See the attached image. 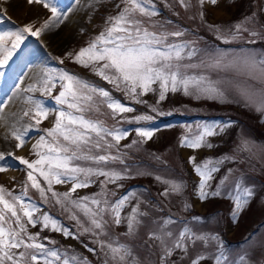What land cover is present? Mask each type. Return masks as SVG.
Listing matches in <instances>:
<instances>
[{"label":"rangeland","instance_id":"obj_1","mask_svg":"<svg viewBox=\"0 0 264 264\" xmlns=\"http://www.w3.org/2000/svg\"><path fill=\"white\" fill-rule=\"evenodd\" d=\"M125 2L126 0H91L76 21L77 27L70 33L69 40L62 41L59 46L57 44L43 46L40 41L42 33L38 36L27 34V38L12 54L8 63L0 66V106H2L0 107V140L6 147V153L11 152L15 156H23L29 160L36 159L32 145L39 136L44 135L42 129L53 125L55 112H50L48 118L43 120L38 128L33 127L29 131L25 137L26 143L20 149L15 147L17 141L12 136L15 130L8 131L2 128V112L9 111L10 108V112L21 124L19 129L34 125L35 121L31 118L34 112H30L27 117L23 116L25 110L33 108V105L27 102V97L31 95L34 99L43 100L49 109H59L61 106L53 97L59 93L60 83L57 81V87L53 89L51 96H44L39 91L29 93L26 89L30 84L36 83L45 72L55 75L59 69L69 71L91 84L105 88L115 99L133 109L131 113L113 119L111 110L101 104L99 112L86 114L89 118L105 122L109 127H120L130 132L118 147L121 154H127L125 163L131 171L126 173L127 178L117 182L123 187L108 184V189L116 193L110 199L115 200L129 191L135 192L142 201L141 211L147 212L148 215L143 218L144 224L138 227L133 235H125L126 222L116 226L111 223L110 217H106L110 222L109 234L132 251L133 259H130L128 264H133V261L138 264H160L159 242L149 239L148 233L156 228L162 219L169 216L176 221L168 226L174 233L178 234V231L187 224L199 235L208 239L196 241L194 244L188 242L187 254L178 249L167 258V264H191V260L198 255L205 257L200 264H216V257L221 254L228 264L233 262L239 264L240 257H246L245 264H264V111H258L246 98L252 96L258 100L264 93V74L255 68L234 66L228 62V59H225L222 66L215 67L207 59L212 53H226L228 58L239 56L241 53L264 56V27H262L264 0H217L225 11L222 17H213L208 12L210 6H214L210 0H205L202 6L197 0H191V6L187 8L180 5L178 0H153L157 15L151 20L145 18L150 30L154 25H163L168 31L177 29L184 31L185 35L182 39L194 42L198 51L197 57H193L191 61L185 60V63L197 65L190 71L205 75L219 84L225 92V97L218 100L195 99L185 96L182 92H169L166 99L159 103H157L158 90L139 96L138 99L144 103H137L136 100L126 96L123 89L117 90L112 84L103 80L92 67H84L76 63L71 56L66 55L71 52L74 56L80 48L94 40L105 29L107 18L117 15L124 8ZM51 3L57 11L59 9L62 12L66 0H51ZM0 9L4 11V16L0 18V32L15 31L17 27L28 23H32L35 30L51 16L50 10L45 9L42 4H29L28 0H0ZM201 11L203 18L199 15ZM253 15L255 23L250 25V30L243 33L242 38L232 39L229 36L227 43L224 39L218 38L220 34L211 27L218 26L223 35L227 36L228 29L237 22H243L245 17ZM251 31H256L257 35L252 36ZM170 42H172L171 38ZM57 57L60 59H56ZM61 60L63 63L60 62ZM201 61L204 63L201 64ZM32 64H35L36 69L38 68L37 74L19 86L23 70L30 68ZM12 79L15 81L12 82ZM16 87L19 88L13 107L4 105L3 97L6 92ZM152 107H155L156 111H152ZM138 115H150L153 119L135 121L133 118ZM205 124L226 126L223 132L217 128L218 134L207 138L213 145L212 148L202 147L193 152L198 163L205 158L223 159L220 171L215 174L210 187L214 189L221 178L228 177L229 184L239 180L253 192L252 198L235 221L231 216L233 201L226 193L204 202L199 199L196 201L195 198L199 177L194 173L189 158L184 155L180 140L184 135L189 134V127L195 130L196 125ZM138 127L152 129L153 137L143 143L132 145L131 148H125L124 145H131L133 140L140 139L135 132ZM255 130H259L261 135H257L258 131ZM30 139H34L33 143L29 149L23 151ZM244 141H247L246 146ZM109 151L117 154L116 148ZM99 154L105 153L100 151ZM80 163L83 166H96L92 161ZM107 167L120 171L124 166L118 161H110ZM137 170L145 174L137 175ZM8 171L13 172L12 178L4 177ZM26 172V166L14 161L12 167L0 173V185L11 190L14 195H19L27 181ZM157 175L169 181L183 183L185 186L183 191L178 194L171 193L167 197L162 196L161 193L167 185L157 181L155 179ZM93 179L96 183L87 188L77 189L73 198L99 193L101 188L99 182L104 177H93ZM53 187L58 193L69 189H59L56 185ZM29 197L32 202L38 204L41 212L50 213L65 227L77 232L76 222L70 219V213L56 204L50 194L48 202L44 203L38 191L29 187L25 200ZM135 202L134 199L132 204ZM130 209L131 204L125 208L122 215H126ZM194 213L204 214V217L198 221L193 220ZM78 214L85 219L82 214L79 212ZM28 231L40 233L41 242L51 248H59L62 252L67 250L69 255L80 258L81 264L85 257L89 264H104L106 259L109 264H115L110 256L106 257L100 250L99 245L94 242L96 238L90 233L80 235L79 239L65 238L62 233L52 231L50 228L43 229L40 224L36 227L28 225ZM44 237L50 238L49 241L43 240ZM85 244L95 248L96 251H88L83 246Z\"/></svg>","mask_w":264,"mask_h":264},{"label":"snow or ice","instance_id":"obj_2","mask_svg":"<svg viewBox=\"0 0 264 264\" xmlns=\"http://www.w3.org/2000/svg\"><path fill=\"white\" fill-rule=\"evenodd\" d=\"M178 2L185 8L191 6V0H178ZM204 2L205 0H197L200 6ZM210 2L215 5L217 0ZM28 3L42 4L45 9L50 10L51 16L35 30H33L34 25L28 23L17 27L15 31L0 32V66L8 63L12 54L27 38V34L40 35L45 29L52 27L55 20L62 15L58 14L51 0H28ZM156 15L153 0H126L124 8L117 15L107 18L105 29L94 40L80 48L74 56L71 52L66 55L71 56L76 63L84 67H92L98 76L117 90L123 89L125 95L136 100L137 103H144L138 99L139 96L157 90L159 93L157 103L164 101L169 92H182L185 96L195 99H223L225 92L219 84L203 74L192 73L190 70L197 65L185 63V60L191 61L193 57H197L198 51L194 42L182 39L185 35L184 31L179 29L168 31L163 25H154L150 30L145 18L151 20ZM199 15L203 18L202 11ZM3 16L4 11L0 9V18ZM254 23V15L245 17L243 22H237L227 30V36L223 35L218 26L211 27L220 34L218 38L224 39L227 43L229 36L232 39L242 38V34L248 32L250 25ZM251 35L255 36L257 32L251 31ZM207 59L215 67L222 66L225 59H228V62L234 66L255 68L264 74V56L241 53L239 56L228 58L226 53H212ZM60 62L63 63V60ZM203 63L204 61H201V64ZM57 81L60 83V91L53 99L61 107L49 109L43 100L34 99L29 95L27 102L33 105V108L25 110L23 116L27 117L30 112H34L31 118L35 123L12 132V136L17 141L15 147L20 149L26 143L25 137L29 131L33 127L38 128L42 121L48 118L50 112H55L53 125L42 129L44 135L39 136L32 145L37 158L29 160L23 156H15L11 152H0V173L12 167L14 161H18L27 169V181L19 195H14L11 190L0 185V264H81V259L69 255L67 250L62 252L59 248H51L41 242L40 233L28 231V225L36 227L37 224L43 229L50 228L52 231L62 233L65 238L79 239L80 235L90 233L96 238L94 242L99 245L106 257L110 256L115 264H128L129 260L133 259L132 251L109 234L110 222L106 217H110L111 223L116 226L126 222L125 235H133L138 227L144 224L143 218L148 215L147 212L141 211L142 201L135 192L129 191L115 200L110 199L116 193L108 189V184L123 187L117 182L127 178L126 173L131 171L125 163L127 154H121L118 147L130 132L120 127H109L105 122L89 118L86 114L99 112L101 104L111 110L113 119L131 113L133 109L115 99L105 88L91 84L64 69H59L55 75L50 72L43 73L36 83L28 86L26 91L29 93L39 91L44 96H51L53 89L57 87ZM246 98L258 111H264V93L258 100L252 96ZM152 111H156V108L152 107ZM133 119L151 121L153 117L138 115ZM225 127V125L209 124L196 125L195 130L189 127V134L181 138L180 146L193 150L202 147L210 149L213 145L207 138L217 135V128L223 132ZM135 132L140 139L133 140L131 145H124L125 148L150 140L154 135L152 129L143 127L136 128ZM243 143L247 145V141ZM113 148H116L117 154L109 151ZM94 149L97 151L94 152ZM100 151L105 154H99ZM81 161H92L96 166H83ZM110 161H118L124 166L123 169L118 171L108 168ZM189 163L199 177L195 189L198 199L204 202L226 193L233 201L231 216L235 221L252 198V190L241 184L239 180L229 184L228 177L221 178L214 189L210 187V182L220 171L223 159L205 158L198 163L195 156H190ZM144 174L137 170V175ZM93 177H104L99 182L100 192L74 199L73 194L77 189L87 188L96 183ZM155 179L167 185L161 193L165 197L171 193H181L185 187L181 182L169 181L158 175ZM68 183L71 184L68 191L58 193L54 190L53 185ZM29 187L38 191L44 203L48 202L50 194L56 204L70 213V219L76 222L77 232L65 227L50 213L41 212L38 204L32 202L30 197L25 200ZM134 199L136 202L132 204ZM130 204V211L122 215ZM76 210L85 219H82ZM192 219L198 221L202 217L195 216ZM175 222L171 216L164 218L148 233L149 239L159 242L160 264H167V258L178 249L187 254L188 242L194 244L196 241L208 239L199 235L187 224L178 231V234L174 233L168 226ZM49 239L43 238L45 241ZM50 243L54 244L55 241ZM83 246L90 252L96 251L87 244ZM203 259H205L203 255H198L191 260V264H200ZM222 260L223 264H228L223 254L216 257V264H221ZM245 261L246 257H240L239 264H245ZM83 264H89L86 257L83 258ZM104 264H109V261L106 259ZM133 264L138 262L133 261Z\"/></svg>","mask_w":264,"mask_h":264},{"label":"bare ground","instance_id":"obj_3","mask_svg":"<svg viewBox=\"0 0 264 264\" xmlns=\"http://www.w3.org/2000/svg\"><path fill=\"white\" fill-rule=\"evenodd\" d=\"M91 0H66V4L64 5V9L59 10L58 9V14L60 15V18L58 20H55L54 25L48 29H45L42 32V37L40 38V41L42 42L43 46L46 45H53L57 44L59 46L62 41L69 40L68 38H71V32L73 29L77 27L76 21L78 20L79 16L82 14L84 11V7L87 6ZM61 12V13H60ZM208 12L213 16V17H222L225 14L224 8L221 3H216L214 6H210V10ZM38 69V68H37ZM37 69L35 64H32L30 68H26L23 70V75H22V80H20L19 86H22L24 82L32 77H34L37 74ZM15 81L12 79V82ZM5 89V86L3 87ZM18 88L16 87L13 90L10 89L6 92V95L3 97V104L10 107H13L14 103L16 102V97L18 93ZM2 128L7 129L8 131H13L16 129H19L21 124L20 122L14 117L12 112L5 111L2 112ZM34 139H30V141L27 143V147L23 150L26 151L27 149L30 148L31 144L33 143ZM182 151L184 155H186L188 158L190 156H193V152L196 150L187 148V147H182ZM0 152L6 153V147L3 145V142L0 140ZM21 153V152H19ZM13 172L8 171L7 174H4L5 178H12ZM59 189L63 188H70L71 184H61V185H56ZM196 201L198 200L197 195H195Z\"/></svg>","mask_w":264,"mask_h":264},{"label":"trees","instance_id":"obj_4","mask_svg":"<svg viewBox=\"0 0 264 264\" xmlns=\"http://www.w3.org/2000/svg\"><path fill=\"white\" fill-rule=\"evenodd\" d=\"M256 131H258V132H256ZM255 132H256V134L258 133L257 135H259V134L261 135V133L259 132V130H255ZM194 216H199V217H202V218H203V217H204V214H203V215H200V214L197 215V213H194ZM223 241H224V240H223ZM224 242H225V244H226V241H224Z\"/></svg>","mask_w":264,"mask_h":264}]
</instances>
